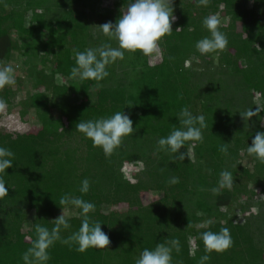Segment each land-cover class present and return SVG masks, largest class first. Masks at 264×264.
<instances>
[{
  "label": "trees",
  "instance_id": "obj_1",
  "mask_svg": "<svg viewBox=\"0 0 264 264\" xmlns=\"http://www.w3.org/2000/svg\"><path fill=\"white\" fill-rule=\"evenodd\" d=\"M101 2L0 0V64L14 49L28 58L27 80L34 91L17 108L21 116L32 109L39 122L23 132L0 126V146L15 154L13 165L0 173L8 187L0 197V264H24L36 225L52 229L59 211L69 206L60 204L65 193L96 205L89 216L102 223L110 243L80 251L70 238L83 216L73 206L70 227L60 231L69 243L56 241L47 264H135L145 248L173 239L180 242L173 264H198L204 255L210 256L205 264H264V202L254 199L264 193V162L247 151L264 131V0H207L206 5L172 0L173 31L162 38L158 52L126 51L124 60L108 65L102 81L73 78L76 51L105 42L118 47L101 31L100 25L114 23L111 12L99 10ZM129 3L119 0L122 13ZM210 14L220 17L229 44L201 54L195 44L210 35L202 23ZM47 61L54 64L49 72ZM10 91V85L0 88L8 105ZM184 107L204 115L207 127L202 142L181 147L189 157L180 161L157 142L181 127L177 116ZM117 111L130 116L135 131L106 156L77 125ZM241 153L249 156L250 167L241 163ZM124 163L130 164V176ZM223 170L232 172L233 184L216 194L212 189ZM171 177L179 183L170 184ZM84 178L91 183L87 193L80 191ZM240 195L245 196L241 222L221 209ZM224 227L232 247L206 252L201 233Z\"/></svg>",
  "mask_w": 264,
  "mask_h": 264
},
{
  "label": "clouds",
  "instance_id": "obj_2",
  "mask_svg": "<svg viewBox=\"0 0 264 264\" xmlns=\"http://www.w3.org/2000/svg\"><path fill=\"white\" fill-rule=\"evenodd\" d=\"M207 4V0H199ZM176 17L173 15L172 0H130L127 9L118 20L106 22L101 26L102 33L110 40L118 41V47H112L109 42L100 47H90L84 51H76L75 66L71 70L73 78L81 80L102 81L109 76L108 65L118 59H125V52L141 51L144 55L158 52L160 42L166 35H171L172 24ZM203 26L210 33L209 36L196 41L195 47L201 54H209L228 47L229 39L226 33L220 30L221 20L218 15L210 14L203 19ZM16 83L15 69L12 65L0 67V88ZM6 107V101L0 98V109ZM252 115V112L249 113ZM177 118L181 127L173 129L167 136L158 140L160 150L176 154L174 159L183 161L188 153L181 152L182 146L189 141H203V130L207 127L204 115H194L188 107L180 110ZM78 130L91 139L94 146L102 148L106 156L120 146L122 139L134 133L133 120L123 111H117L110 117L81 121L77 125ZM222 151H227V144L222 145ZM250 155L264 162V131L257 132L251 145L247 149ZM15 154L8 148L0 146V173H3L13 165ZM189 157V156H188ZM219 186L212 189L218 194L221 189H231L233 174L228 170L220 173ZM170 184L179 183V177H171ZM3 176L0 175V197L8 193V187ZM91 188L88 178L81 181L80 191L87 193ZM61 205H72L80 209L83 216L79 230L73 233L70 240L79 245L80 251H86L89 247L107 248L110 243L109 236L102 230V223L93 220L89 213L95 210L96 205L79 196L65 193L60 199ZM55 220L52 229L37 224L36 239L33 246L23 254L24 264H47L50 256L48 249L62 240L61 228L70 227V217L64 211ZM205 250L223 252L232 247L234 241L230 229L222 228L219 232L205 231L201 233ZM180 251V242L173 239L170 242L157 244L155 248H145L136 259L135 264H173V250ZM210 260L209 255L200 258L198 264H205Z\"/></svg>",
  "mask_w": 264,
  "mask_h": 264
},
{
  "label": "rangeland",
  "instance_id": "obj_3",
  "mask_svg": "<svg viewBox=\"0 0 264 264\" xmlns=\"http://www.w3.org/2000/svg\"><path fill=\"white\" fill-rule=\"evenodd\" d=\"M99 10L103 13H110L113 15L114 23L118 20V18L122 15V10L119 6V0H102ZM28 18V17H27ZM220 18V17H219ZM226 21V19H225ZM42 63H39L41 65ZM6 65H12L15 69V78L16 83L13 85H10L11 94L10 104H6V107L4 109H0V126H4L6 130L12 131V132H23L26 130H29L33 126H37L39 124L38 120L35 118L34 111L32 109H29L25 116H21L20 111L17 108V104L19 101L25 98L29 92H33V88L31 87L30 82L27 80L28 75L27 70L30 66V62L28 61V58L23 55L21 50L14 49L8 60L4 61L0 64V67L6 66ZM44 68L46 72H49L54 67L53 62L47 61L46 64H44ZM59 80V79H58ZM254 102L256 106L259 104V101L257 98L254 99ZM51 113L54 117L58 116L59 112L57 108H51ZM241 163L244 166L250 167L252 162L248 155L241 153L240 156ZM123 172L126 176H130V164L124 163L122 167ZM250 187H252L251 184H249ZM255 190H258L259 187H255ZM158 194H152V198H157ZM245 198V196L240 195L237 196L234 200L232 199L230 201L229 206L222 205V210H229L230 214H235V221H243L244 216L239 210V204L242 202V200ZM255 199V203H263L264 202V193L259 192ZM73 206H67L65 209L59 211L58 216L62 214L64 211L65 215L68 216L73 213ZM258 207L255 206L252 208V210H257Z\"/></svg>",
  "mask_w": 264,
  "mask_h": 264
}]
</instances>
